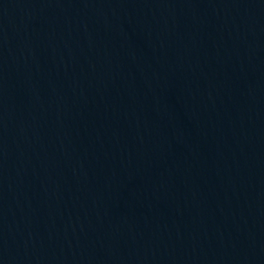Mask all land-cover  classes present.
Here are the masks:
<instances>
[{"label":"water","instance_id":"obj_1","mask_svg":"<svg viewBox=\"0 0 264 264\" xmlns=\"http://www.w3.org/2000/svg\"><path fill=\"white\" fill-rule=\"evenodd\" d=\"M0 264H219L57 0H0Z\"/></svg>","mask_w":264,"mask_h":264}]
</instances>
